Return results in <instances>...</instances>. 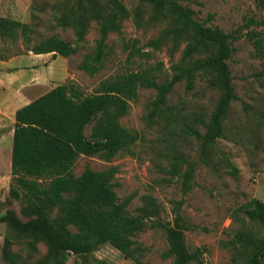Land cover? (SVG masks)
Masks as SVG:
<instances>
[{"label":"trees","instance_id":"trees-1","mask_svg":"<svg viewBox=\"0 0 264 264\" xmlns=\"http://www.w3.org/2000/svg\"><path fill=\"white\" fill-rule=\"evenodd\" d=\"M141 1L142 4L130 10L122 0H76L56 17L61 28L74 30V42L57 35L34 42L30 24L0 16V38L16 42L20 35L29 50L35 54L52 53L53 57L77 53L91 22L97 21L100 38L94 51L85 55L80 64L90 75L104 66L109 34H122L123 23L131 16L138 29L165 27L142 46L137 39L122 37L120 42L129 57L148 56L147 47L157 50L164 45L171 56L179 50L182 53L171 75L160 78L157 69L148 65L105 78L90 94L80 85L66 82L16 110L9 194L21 201V212L27 219L9 208L0 215V222H5L18 239L26 240L28 256L15 251L14 241L6 236L5 264H66L72 255L84 259L104 244H111L136 262L143 247L133 237L147 228L166 232L168 248L164 255L173 257L171 264H204V248L190 249L186 242V231L195 225L182 213L184 199L175 202L173 220L164 222L162 207L151 195L142 197L143 203L136 212L130 210L135 194L120 198L113 182L114 167L101 171L87 167L79 175L74 173V167L81 156L97 155L111 161L138 143L142 138L140 132L125 127L120 120L128 114L131 102L138 99L141 88L155 90L146 118L150 123L158 118L166 120L163 139L172 143L175 135L181 133L196 137L200 141L199 159L213 165L219 139L228 138L225 123L231 105L240 100L229 65L235 52L233 41L245 34L257 52L264 54V0H256L260 14L245 17L239 35L200 20L195 10L180 0ZM146 7L151 10L148 16ZM198 78H204L209 87L218 90V100L207 121L202 115H192V123H183L175 130L172 124L176 113L164 107L167 97L183 80L187 90H192ZM88 126H91L89 135ZM174 152L169 157V174L178 176L182 191L187 194L194 187L197 162L188 160L176 148ZM226 162L231 167L227 172L237 176L239 170L230 160ZM236 212L242 216L241 227L227 242L231 256L222 264H262L264 200L254 197ZM259 230L263 231L262 235ZM40 243L46 246V253L37 259ZM76 264H81L80 260Z\"/></svg>","mask_w":264,"mask_h":264},{"label":"rangeland","instance_id":"rangeland-1","mask_svg":"<svg viewBox=\"0 0 264 264\" xmlns=\"http://www.w3.org/2000/svg\"><path fill=\"white\" fill-rule=\"evenodd\" d=\"M76 0H0V16L10 17L31 26V37L34 42L57 35L65 40L75 41L76 36L71 28L63 29L58 25L60 15ZM130 10L142 4L141 0H122ZM195 10V15L208 24L219 26L228 33L239 35L245 17L260 14L256 0H180ZM146 16L151 12L146 7ZM165 25H156L151 29H138L132 16L123 23V33L112 32L106 40L105 63L94 75L80 68L85 55L94 51L100 38L99 25L92 21L81 42L77 53L68 57L52 53L35 56L23 42L22 36L16 42L10 38H0V65L5 75L0 80V98L14 93L16 103L21 105L29 98L33 99L58 84L72 82L80 85L86 93H93L99 82L105 78L131 70H139L148 65L159 77L173 73V65L181 60V50L171 56L168 46L157 50L147 47L148 56L129 57L124 51L120 39H137L140 46L158 36ZM260 30V28H257ZM264 37V30H262ZM235 52L229 60L232 70L235 91L240 100L232 103L230 115L225 125L228 138H220L218 151L213 165H206L199 157L200 141L191 135H175L173 142L164 140L166 120L158 118L150 123L146 118L147 106L155 97L152 88H141L139 97L131 102L127 115L121 118V124L131 130L140 132L142 138L131 151L120 152L111 161L99 156H81L74 167L79 175L87 167L94 170H105L114 167L113 182L120 198L135 194L129 208H136L143 203V196L151 195L162 207V220H173V209L176 201L184 199L182 213L195 225L186 231V242L190 249L204 248V264H222L230 259L231 251L227 242L241 227L242 216L236 212L240 205L254 197L264 200V54L257 52L253 42L243 34L233 41ZM33 57H39L33 60ZM163 63L162 65H160ZM13 65V70H20L13 78L4 68ZM161 69V70H160ZM33 76V80H26ZM8 77V78H7ZM15 77V78H14ZM11 87V90L9 89ZM28 97V99H27ZM219 97L218 90L208 86L204 78H198L195 87L187 90L186 81L178 82L169 93L164 107L168 112H175L172 127L178 130L183 123L191 122L192 115H202L207 121ZM246 103V107L242 103ZM14 105V106H15ZM5 130L0 146L7 158L8 147L12 148L13 136L8 137L13 124L4 114ZM205 131L203 126H199ZM91 126L86 128V134ZM2 134V133H1ZM174 148L182 151L190 161L197 162L193 189L184 194L176 175L169 174V157L175 155ZM226 159L239 170L237 176L227 172ZM11 167V166H10ZM10 167L0 164V215L13 208L22 219H27L21 212L22 203L10 196L12 182ZM258 231V230H257ZM262 235L263 231L258 232ZM14 241V250L28 256L26 240L18 239L5 222H0V264L3 260L5 237ZM143 247L139 261L127 258L111 244H104L93 255L86 258L72 255L66 264H171L173 257L164 252L168 248L166 232L161 228H147L133 237ZM46 253V246L39 244L36 258ZM192 264H199L193 262ZM264 264V262L262 263Z\"/></svg>","mask_w":264,"mask_h":264},{"label":"crops","instance_id":"crops-1","mask_svg":"<svg viewBox=\"0 0 264 264\" xmlns=\"http://www.w3.org/2000/svg\"><path fill=\"white\" fill-rule=\"evenodd\" d=\"M48 54H50V53H48ZM38 55H42V54H35V56H38ZM36 58H39V57H33V60H35ZM1 64H5V61L0 59V65ZM12 66L13 65L11 64V65H8V68H6V67L4 68L6 71L9 72V74L12 73V74H10L11 77L9 76V79L13 78V75L15 73L16 74L20 73V70H16V69L13 70ZM4 76L5 75L3 74V70L0 69V80H2V78ZM33 78H34L33 76H30L29 78H27L24 81L28 82L29 80H33ZM9 89L11 90V87ZM13 94L14 93L8 91V94H7L8 96H6V98H4V99L0 98V142H1V139L4 137V133H3L4 131L3 130H5V128L3 127L4 125H1L2 123H4V114H7V116L9 117V119L11 120V122L13 124V128L11 129V131H9L8 137H11V136L14 137V126H15V122H16V120H15L16 110L19 109L20 107L28 104L29 102H31L32 100H34V99H36L38 97L37 96V97H35L33 99H31V98L28 99V97H27V99H28L27 102H25V103H23L21 105H15L16 100H15V97H13L14 96ZM0 144H3V143H0ZM2 148L3 147L0 146V164H2V162H3V164L7 165L8 167L11 166L10 167V172H11V169H12V150H13V145H12V148L8 147V149H7V158L3 155V153L5 151L2 152V150H1Z\"/></svg>","mask_w":264,"mask_h":264}]
</instances>
